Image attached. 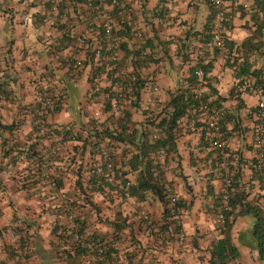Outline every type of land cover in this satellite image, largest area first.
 I'll list each match as a JSON object with an SVG mask.
<instances>
[{
  "label": "crops",
  "instance_id": "1",
  "mask_svg": "<svg viewBox=\"0 0 264 264\" xmlns=\"http://www.w3.org/2000/svg\"><path fill=\"white\" fill-rule=\"evenodd\" d=\"M100 1V10L88 13L82 1L65 0L64 11L59 15L62 20L59 23L65 22L70 26L65 39L56 22L57 17L50 14L46 0H0V94L4 97L0 101V123L12 126L9 130L0 128V264H82L80 261L84 258L79 261L77 258L73 263L63 255V247L54 244L53 227L56 223L58 226L68 224L67 217L57 214V200L49 191L40 193L38 190L34 174L37 164L33 165L32 159L23 153L19 156L18 151L35 141V96L43 86L56 97L63 95L61 108L46 117V124L52 128L72 125L74 132L86 138L93 118L107 126L117 127L114 116L117 119L118 113L110 110L99 112L98 106L102 101H96L97 96L90 99L92 102H87L88 79L93 74L102 80L103 86L109 83L106 74L96 69L101 62L93 63V66L90 62L87 65L81 62L80 67H75L77 60L84 61L87 57L88 46H98V38L89 33L88 24L96 19L102 21L106 16L113 19L115 31H119L126 22L138 23L143 40L149 42L148 49L155 54V59L148 65L136 69L131 54L123 48L117 49V45L133 49L138 38L129 41L123 33L114 40L118 62L115 72L111 70L113 77L129 79L138 73L144 80L139 107L134 109L129 101L124 102L129 103L125 108L131 112V124L135 127L144 122L147 111L164 105L171 93L185 88V79L193 65L210 63L208 83L201 87L203 94L208 95L209 102L232 114L224 125L229 159L241 170L240 181L248 193V200L264 208V191L251 166L255 155L253 111L261 97L253 87L259 83L255 82L253 74L237 76L239 65L244 60L252 65L250 71L256 70L264 79V55L261 54L264 51V30L260 28L264 18V0H224V38L232 48L230 50L226 43L228 50L236 58L237 65L234 66L218 56L206 36L211 23L208 0H126V8L130 10L127 17L113 14L110 0ZM25 15L30 16V24H23ZM28 27L37 33V42L28 37ZM72 59L75 63L71 66ZM240 78L244 84L238 86L231 96L232 87ZM153 86L158 90L153 91ZM238 100L242 101L241 104ZM89 102L93 103L90 108L94 113L92 116L87 113L86 104ZM57 137L60 160L47 163L50 165L47 168L63 180L62 188L66 190L69 163L62 159L71 157L80 163L82 158L83 164L91 168L99 156L87 148L84 150L81 141L66 140L62 143V137ZM92 138L88 141L91 142ZM175 142L180 165L172 158L173 154H165L163 170L174 195L188 205L182 209L181 215V234L185 241L184 247L162 257L163 264H207L205 251L204 259L201 255V241L208 232L215 234V195L220 194L221 187L216 177L220 170L216 165L219 158L207 138L205 123L190 112L180 119ZM208 184L212 186V192L208 190ZM137 202L153 211L155 218L161 217L163 206L155 198ZM251 221L248 216L238 217L231 230L232 241L241 252L239 264H263L250 241ZM153 252L159 254L158 251ZM194 253L197 259L191 261ZM171 256L174 261L180 260L172 263L167 258Z\"/></svg>",
  "mask_w": 264,
  "mask_h": 264
},
{
  "label": "trees",
  "instance_id": "2",
  "mask_svg": "<svg viewBox=\"0 0 264 264\" xmlns=\"http://www.w3.org/2000/svg\"><path fill=\"white\" fill-rule=\"evenodd\" d=\"M83 2V4L86 6L85 9L88 11V13H91V10L89 7H87V1L88 0H80ZM93 4H96V0H92ZM109 2V0H107ZM111 2V1H110ZM46 3L48 4V9L51 13L50 4L49 1L46 0ZM64 4L61 5L60 9L58 10V14H55V17H57V23L58 27L61 30V35L63 38H65L67 35L70 26L68 24L59 23L62 20L60 19L59 15L63 13L64 11ZM119 7L113 8V14L118 13ZM211 9V7H210ZM98 10V9H97ZM74 11H77V9H74ZM119 14V13H118ZM91 15V14H89ZM212 21H213V13L212 10L210 12V26L207 27L208 33L206 36L211 41V28H212ZM262 30H264V18L260 27ZM67 32V33H66ZM126 36V38L130 41L131 38L136 37L134 30L132 29V26L130 24L122 25L121 29L119 31H114V38L116 40V36H121L123 34ZM104 32L102 29H100V33L98 34V46L101 48V54L99 57H95V48L93 45H90L87 47L88 51L86 53V58L83 62L84 65H87L89 62L94 65L93 63H99L101 62V66L96 67L98 70H102L111 85H107L106 87H103L100 89V92L98 94L93 93V89L95 86V80H99L97 78V75L93 74L88 81L90 82V87L88 89V99H94V97L97 96V100L101 101L102 94L104 92H109L112 99H115L120 104H123L126 100L131 103V106L135 109L139 107L140 103V91L144 86V80L139 76V74H132L129 79L120 78L118 76L113 77V73L115 72L113 69V73H111V70L109 71L107 67H109L112 63L108 61V51L106 50V45L104 42L103 35ZM68 38V37H67ZM65 38V39H67ZM137 38V37H136ZM139 40V39H138ZM90 40H87V43H89ZM227 46H228V42ZM97 46V47H98ZM118 48H123L127 51V53H130L132 56V62L133 66H136V69H140L141 66L148 65L152 60L155 59V54L150 52L149 48V42L146 40H143V37H141V40L134 43L133 49L127 48L123 44L117 45ZM94 48V49H92ZM230 50L232 48L228 46ZM116 49V46L114 47V50ZM131 49V50H130ZM147 50L149 51L145 58H142L141 51ZM131 51V52H129ZM116 52V51H115ZM264 55V51L261 53ZM90 59H87V58ZM233 57V56H232ZM96 59V60H95ZM230 60L231 63H230ZM117 60L115 61V64H117ZM228 62L230 65H237L236 58L233 57L231 59H228ZM75 63V59H72L71 66ZM210 63H203L198 62L197 64L193 65L189 71L188 75L185 79L186 86L185 88H179L177 91L170 94V97L168 101L163 105H157L153 110L147 111V117L145 118L144 122L139 123L138 127H135L134 124H131V112L123 108L120 110V115L117 117V119L114 121L116 123L117 127H112L103 125V122L99 124V126H102L104 129V135L109 138L112 142L119 143L123 147L128 148L127 151L130 152V156L127 159V164L129 166V175H131L132 183L129 187V189L125 190L123 187L120 189V194L122 195H128L134 199H136L139 202H144L148 197L155 198L157 201H159L162 206V214L160 217V231H168L170 229V225L172 223V220L170 219L169 209H168V203H169V197L170 195H174L170 183L165 178V172L163 170V164L166 161V158L164 157L165 154H173L172 158L179 161L180 165V155L178 154L177 147H176V134L178 131V125L179 121L182 117H184L186 114H188L191 110L192 104L195 101L193 94L191 92V86L195 85L198 82V75L197 71L199 69H202L204 74L206 75L209 72L210 69ZM241 68H238V74L237 76L240 77V75H250L253 74L256 77V83L264 84V79L258 75L256 70L250 71L251 64H249L246 61H242L240 63ZM115 67V65H114ZM135 69V70H136ZM208 79V77H207ZM101 80V79H100ZM245 82V80H244ZM113 83H117L119 87V92L112 91ZM243 83V79L240 78L239 82L232 87L231 90V96H233L235 93V89L240 86ZM118 93L125 94V100L122 101V98L118 96ZM207 96H204V99L207 100ZM63 98V95H58V99L54 105V108L51 110V112L58 111L61 108L60 105V99ZM239 104H241L242 101H239ZM211 106H215L220 108V105H216V103L209 102ZM104 104H107L106 107H104L103 111L110 110V102L109 100H105ZM232 114L226 113L223 119L220 120L221 129L225 131L224 125L229 119ZM34 125V122H33ZM90 127L91 129H88V136L86 138H83L81 133L74 132L72 130V125H68V128L64 127H54L48 125L45 123L46 131L45 134L41 135L37 133V128L34 125L35 129V141L32 142L30 145H28L27 152H24L19 148L18 155L21 156V153L25 154V157L31 158L33 161V165H36V169H34V174L36 175V182H37V176L40 169L47 168L49 162L54 160H60V157L58 154L53 155L51 151L44 149H47L46 144H50L52 147L58 149L57 143L54 142L49 143L48 139L51 137L52 133L54 135L60 136L61 142L63 143L66 140H75V141H81V145L86 150L87 146L91 143L88 141L91 137H98L95 144H99L102 140V134L99 133L95 126H97L96 122L93 120L90 121ZM11 125H3L0 123L1 129L9 130L11 129ZM226 132V131H225ZM90 133V134H89ZM62 134V136H61ZM86 134V135H87ZM227 135V133H226ZM228 136V135H227ZM40 140H44L45 143H41ZM48 142V143H47ZM35 145V146H33ZM40 145V146H39ZM36 146L38 147V150H36ZM100 145H98L99 147ZM81 151L82 152H84ZM214 151L217 150L214 149ZM83 155V153H82ZM164 157V160H163ZM15 158V157H13ZM81 158V157H80ZM217 158L219 156L217 155ZM81 162L79 163L78 169L76 168V174L74 175L75 181L73 183L72 191H74L76 194H80L83 197V200L85 203L89 204L92 202V194L94 193H103V195H107L106 189L103 188L101 185H96L95 179L96 177L92 175L91 179H88L85 181L86 177L83 173H86V170L91 171L92 169L89 167H85L83 164V159L81 158ZM163 160V162H162ZM216 160V159H215ZM216 165L220 167V159H217ZM37 163H34V162ZM232 161V160H231ZM72 163L75 162L74 158L71 160ZM69 165V164H68ZM73 165V164H72ZM50 166V165H49ZM48 166V168H49ZM74 166V165H73ZM87 166V165H86ZM216 167V166H215ZM69 166L68 170H75L70 169ZM254 170V169H253ZM231 171H232V192L230 196V204L232 206V209L228 212H224L225 216V222L223 224L219 225V235L216 237L206 248V261L207 264H239V259L241 256L240 249L233 243L231 238V230L232 227L238 217H245L248 216L252 219L251 226L249 228V234H250V241L254 248L257 251V258L259 261H261L264 264V208L257 202H254L252 200H248V193L245 190L244 185L240 181L241 179V170L239 169L237 164H231ZM70 173V172H69ZM254 174L256 177H258V173L256 170H254ZM56 179V187L57 189H62L63 187V180L55 174ZM183 180H185V176L180 173ZM211 177V175H210ZM211 179V178H210ZM121 185H125V179L122 178L120 181ZM103 185H108V183L104 182ZM169 187V190H167V187ZM208 190L212 192V186L210 184L207 185ZM67 192V191H66ZM80 192V193H79ZM67 192V197H68ZM69 198V197H68ZM70 199V198H69ZM68 199V200H69ZM220 194L215 195V213L217 216V213L219 211L220 206ZM71 205V208L74 207V201L69 203ZM188 207L185 201L178 198L177 207L179 209H183ZM57 214H66L64 212L59 211L58 205L55 207ZM58 209V210H57ZM99 212V210L97 209ZM76 222L78 223V230L76 233L74 230L70 228V225L66 223V225H60L56 223L54 225L52 233L56 238V244L57 247H63L62 252L63 255L66 256V258L69 261H72L73 263L78 261L82 258L83 261H80L82 264H117L118 262V248L116 247V243L119 242L120 239V232L125 230V228L130 227L131 224L127 223L126 219L121 218V213L117 212L116 217L112 220H104L111 228L110 234L107 235L106 233H98L96 231H88L89 228V221L86 218L83 217H75ZM142 223H140L141 225ZM62 226V229H60ZM175 231L180 233L181 232V226H177L175 228ZM78 236V237H77ZM83 237V238H82ZM100 242L102 243L103 248V257L100 261H91L88 259V250L86 248V244L89 242ZM66 246V249L65 247ZM135 251H131V254L127 256V259L129 260V263L131 264H142V258L135 259L134 254L136 255ZM81 259V260H82Z\"/></svg>",
  "mask_w": 264,
  "mask_h": 264
},
{
  "label": "built area",
  "instance_id": "3",
  "mask_svg": "<svg viewBox=\"0 0 264 264\" xmlns=\"http://www.w3.org/2000/svg\"><path fill=\"white\" fill-rule=\"evenodd\" d=\"M50 4L51 13L58 14V10L65 0H48ZM111 6L119 7L118 13L121 17H127L130 14V10L126 8V0H110ZM100 3L101 1L98 0ZM93 4L92 0L87 1V7L93 13H97L100 9L99 3ZM209 6L211 7L213 13V21L211 28V43L213 48L216 50L218 56L222 60H228L232 58V53L228 50L225 38H224V25L226 22V6L224 0H208ZM98 9V10H97ZM113 10V9H111ZM31 18L29 15L23 17V24H30ZM130 26L135 32L136 37L141 40L142 31L139 29L138 23L129 22ZM114 21L110 16H106V19L94 20L88 24L89 33L95 35L96 37L100 33V29L104 32V42L106 45V50L108 51L107 59L112 64L107 67L108 70L114 69L115 61L117 58V53L114 50L115 47V38H114ZM67 33V32H66ZM95 57H99L101 54V48L98 46L95 48ZM148 54L147 50L141 51L142 58H145ZM81 66V60H77L75 67L78 68ZM199 77L198 82L195 85L191 86V92L194 97V102L192 104L190 113L196 117L201 122H204L207 130V138L210 144L214 149L217 150V155L220 159V170L217 173V178L221 182L220 187V206L217 213V219L220 224L225 222L224 212H228L232 209L230 204V196L232 192V171L231 164L232 161L229 159L230 154L227 151V135L226 132L221 129L220 120L225 116V110L223 108H218L211 106L208 100L204 99V94L202 91V85L208 83L207 74L205 75L202 69L197 71ZM108 85H111L110 82ZM112 91L119 92V87L117 83H113ZM101 87L94 86L93 93L98 94ZM158 87L153 86V91H157ZM253 90L257 91L261 97L259 98L254 111H253V145L255 149V155L251 166L258 173V181L264 191V85L259 84L253 87ZM103 100H109L110 102V111L115 113L119 112V103L115 99H112L109 92H104L102 95ZM118 96L122 98V101L125 100V94L118 93ZM58 97V96H57ZM55 95H52L46 87H41L35 96L36 106L33 112V122L37 128V133L45 134L46 131V117L51 114V110L54 108V105L57 100H59ZM3 95L0 94V101L3 100ZM129 100V99H128ZM126 100V101H128ZM95 129L101 133L102 140L95 145L96 154L99 156L98 161H95L91 164V174L89 178L94 175L96 177V185H101L106 189L107 195L114 197L118 204H124L127 200L122 195L117 194L116 185L121 181L122 178L125 179V185H121L125 190L129 189L132 179L128 173L129 166L127 164V159L130 156L129 151H125L124 155L121 157L122 161L117 162L115 158V153L112 147V142L107 138L103 133L104 129L102 126H95ZM56 135L52 133L50 141L55 144L58 142ZM41 143L45 141L40 140ZM96 143V142H95ZM47 149L52 152L53 155L58 154V149L52 147L50 144H46ZM22 151L27 152L28 145L21 148ZM117 152V151H116ZM55 173L51 169L43 168L40 169L37 176V188L40 193L49 191V194L53 195L57 200L58 209L61 212H64L67 217V222L70 225V228L75 232L78 230V223L75 220V216L72 212L71 206L68 203L67 192L63 188L57 189ZM106 182L108 185H103ZM121 184V183H120ZM167 187V186H166ZM169 190V187H167ZM133 205L137 206V202L134 198L130 200ZM178 197L176 195H170L168 209L170 214V219L172 223L170 229H174L177 226H181V212L182 210L177 207ZM57 209V210H58ZM138 217L143 222L144 227H152V218L151 215L145 209H139ZM78 233V232H76ZM179 239H183L181 233H176ZM78 237V236H77ZM83 238V237H82ZM88 250V259L91 261H100L103 257V248L102 243L100 242H89L86 244Z\"/></svg>",
  "mask_w": 264,
  "mask_h": 264
},
{
  "label": "rangeland",
  "instance_id": "4",
  "mask_svg": "<svg viewBox=\"0 0 264 264\" xmlns=\"http://www.w3.org/2000/svg\"><path fill=\"white\" fill-rule=\"evenodd\" d=\"M27 35L30 39L37 42V33L34 31V29L28 27L27 28ZM39 47H41V44H38ZM102 80L95 81V85L101 87H106L105 85L101 84ZM91 101L90 99H87V102ZM96 101H98L96 99ZM101 104L98 106L99 112H103L104 107H106L107 104H104V100H101ZM92 102V101H91ZM89 102L86 104L87 113L89 115H94L93 110H90L91 107H93V103ZM97 104V103H95ZM119 105V112H117L118 117L120 115V110L129 105V103H117ZM90 106V107H89ZM112 113H115L114 111H111ZM114 115V114H112ZM97 125L101 124V122H98L97 119L93 118ZM114 120H116L114 116ZM104 123V122H103ZM104 125V124H103ZM98 137L92 138L91 143L87 146V149L91 151L93 154H96L95 150V142L97 141ZM112 147L114 150V155L116 158V161H122L121 157L124 155V152L127 151L128 148L123 147L119 143H112ZM87 150V152H89ZM117 151V152H116ZM86 154V153H85ZM84 154V156H85ZM88 155H91L90 153ZM118 156V157H117ZM65 163H69L70 169L75 170H69L68 178V184L66 187V191L68 194V203L74 201V207H72V212L74 216L76 217H83L88 219L89 221V228L88 231H96L98 233H106L107 235L110 234L111 228L104 220H112L116 217V213H121V218L126 219L128 224H131L130 227L125 228V230L120 232V239L119 242L116 243V247L118 248V262L117 264H131L129 263V260L127 259V256L131 253V251H135L136 255L134 254L135 259L142 258V264H148L150 261L155 262V264H163L162 257L166 254H172L174 250H178L181 247H184V235L183 239H179V237L176 235V231L172 229H168V231H160V218H155L153 211H149V209L145 205H133L130 200L132 197L128 195H123L127 200L124 204H118L116 199L114 197H111V195H103V193H94L92 194V202L87 204L83 200V197L80 194H76L74 191H72L73 183L75 181V174H76V168L78 169L79 163L76 160L74 163L71 162V157L63 158ZM86 161V160H84ZM93 162V161H92ZM84 163V162H83ZM74 166H73V165ZM68 166V167H69ZM85 167H87L85 165ZM86 177L85 181L89 178V174H91V171L86 170V173H83ZM131 177V175H130ZM70 183V184H69ZM117 194H120L121 184L120 181L116 185ZM80 193V192H79ZM136 200V199H135ZM137 202V200H136ZM138 203V202H137ZM71 206V205H70ZM99 210V212L97 211ZM139 209H145L152 218V227H144L143 222L138 217V211ZM182 215V212H181ZM140 223H142L140 225ZM182 224V221H181ZM215 234H211L212 232H208L206 234V237L201 241V246L203 254L202 257L204 259L205 254V248L209 244V241L211 242V239H213L215 236L219 235V225L220 222L217 219V216L215 217ZM181 233V232H180ZM215 239V238H214ZM196 246L198 247V244L196 243ZM153 251H158L159 254H155ZM133 252V253H135ZM198 253V252H197ZM200 256V255H199ZM161 257V259H159ZM172 261V263H177L180 259L173 260V256L167 257ZM191 258V261H195L196 255H194ZM197 259V258H196ZM199 260V259H198ZM200 262H203L199 260ZM179 264V263H178Z\"/></svg>",
  "mask_w": 264,
  "mask_h": 264
}]
</instances>
